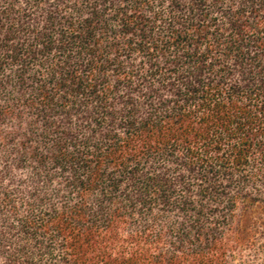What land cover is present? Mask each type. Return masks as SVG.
Instances as JSON below:
<instances>
[{"label":"trees","instance_id":"obj_1","mask_svg":"<svg viewBox=\"0 0 264 264\" xmlns=\"http://www.w3.org/2000/svg\"><path fill=\"white\" fill-rule=\"evenodd\" d=\"M0 264H264V0H0Z\"/></svg>","mask_w":264,"mask_h":264}]
</instances>
